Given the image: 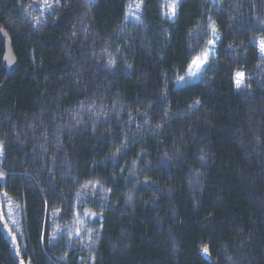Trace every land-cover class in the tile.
I'll use <instances>...</instances> for the list:
<instances>
[{
    "label": "trees",
    "instance_id": "obj_1",
    "mask_svg": "<svg viewBox=\"0 0 264 264\" xmlns=\"http://www.w3.org/2000/svg\"><path fill=\"white\" fill-rule=\"evenodd\" d=\"M136 2L0 0L18 63L8 75L0 38V199L21 259L209 264L207 246L264 264V0H179L174 19L143 0L142 23ZM212 21L214 60L177 84ZM0 264H17L1 230Z\"/></svg>",
    "mask_w": 264,
    "mask_h": 264
},
{
    "label": "snow or ice",
    "instance_id": "obj_2",
    "mask_svg": "<svg viewBox=\"0 0 264 264\" xmlns=\"http://www.w3.org/2000/svg\"><path fill=\"white\" fill-rule=\"evenodd\" d=\"M45 2H46V6L47 7H49V8L52 7L51 5L47 4V0H45ZM56 2H57V6H60V0H56ZM90 2H94V0H90ZM142 4H143V0H139V2H136V3H130L129 6H128V12L126 14V18L127 17H132L138 23H142V20L140 19V16L136 14L141 9ZM178 5H179V0H171V2L166 5V7L168 8V12H166L165 15L169 19H174L176 17ZM37 23H39L38 19H37ZM208 27L210 29L212 37H214V39H210L208 41V43H209V45H214L215 41L219 40V38H220L219 37V29H218L215 21H212L209 24ZM0 31H2V29H0ZM4 35H7V33H4ZM73 35H75V33H73ZM258 43H259L260 54H261V56H264V37H261L259 39ZM104 51L106 52L107 50L105 49ZM117 51H119V49H117ZM208 59H209V49L205 48L204 51L200 55H197V56H195L194 59H192L191 63L188 66L187 76L189 78H192V77H195V76L199 75L200 74V70L208 62ZM115 63H116L115 59H113L111 57V54H109V58H108V60H107V62L105 64V67L111 68V67H113L115 65ZM129 67H131V66L129 65ZM193 69H195V71ZM185 79H186L185 76H179V81L183 82V81H185ZM245 80H246V75H245V73L243 71H237L235 73L234 82H235V86H236L237 89H240L242 87H250V85L245 83ZM199 103H200L199 100L195 101V104L198 105ZM194 106L195 105H189L190 108L194 107ZM92 110H93L92 107L88 108V111L91 112ZM73 118L75 119L76 117L74 116ZM79 123H80V120L77 119V124H79ZM155 127L156 128H160L161 125L160 124H156ZM4 147H5L4 142L0 141V156L4 155ZM119 151H120V149L118 148L117 152H119ZM5 175L6 174L3 171H0V179H3L5 177ZM87 186L88 185H84L85 188ZM92 187H93V189H95L96 185H93ZM5 195L7 196V193H5ZM128 199L131 201L132 197L129 196ZM84 215L95 216L96 213L90 212V211H85ZM77 216H79V214H77ZM77 222L80 223L79 220ZM75 234L77 236L80 235V229L79 228H77L75 230ZM70 235H71V233H70ZM53 239H55V235L53 236ZM89 239H91V234L90 233H89ZM202 250H203V252L205 254H207L208 251H209L207 246H204V248ZM21 264H24V262L21 261Z\"/></svg>",
    "mask_w": 264,
    "mask_h": 264
},
{
    "label": "water",
    "instance_id": "obj_3",
    "mask_svg": "<svg viewBox=\"0 0 264 264\" xmlns=\"http://www.w3.org/2000/svg\"><path fill=\"white\" fill-rule=\"evenodd\" d=\"M0 29H2V31H0V38L3 42V49H4V54L2 57V66L5 69L6 73L9 75L16 70L18 63H17V58H16L14 51H13V48H12V42H11V38H10L8 32L1 25H0ZM4 33H7V35H4ZM4 84H2L0 86V90L2 89ZM0 230H1V233L3 234V236L11 244V249H12V252H13L14 257L16 259L17 264H21V261H23V260L21 259V256H20V249H19V246L17 243V239L11 233V231L7 225V222H6L5 217L3 215V212H2L1 199H0ZM203 248L198 249V254L202 257V259L205 260L206 262H208L209 264H216V262L213 261L211 255H210V252L208 251V253L205 254L202 250Z\"/></svg>",
    "mask_w": 264,
    "mask_h": 264
},
{
    "label": "rangeland",
    "instance_id": "obj_4",
    "mask_svg": "<svg viewBox=\"0 0 264 264\" xmlns=\"http://www.w3.org/2000/svg\"><path fill=\"white\" fill-rule=\"evenodd\" d=\"M217 42H218V40H216L215 41V44L214 45H209V47H208V49H209V59H208V62L203 66V68L200 70V74L199 75H197V76H195V77H192V78H189L188 76H187V72H188V68L184 71V72H182L179 76H185V81H183V82H181V81H179V76H177V78H176V82H177V84H183V83H191V82H195V81H197L200 77H201V75H202V73L204 72V70H205V68L207 67V65L209 64V63H211L213 60H214V58H215V56H216V47H217ZM194 71H195V69H193Z\"/></svg>",
    "mask_w": 264,
    "mask_h": 264
}]
</instances>
